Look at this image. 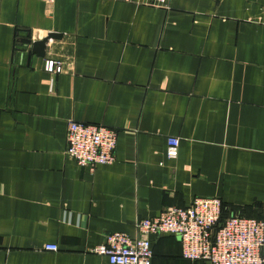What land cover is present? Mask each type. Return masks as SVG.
Returning a JSON list of instances; mask_svg holds the SVG:
<instances>
[{
	"label": "crops",
	"instance_id": "obj_1",
	"mask_svg": "<svg viewBox=\"0 0 264 264\" xmlns=\"http://www.w3.org/2000/svg\"><path fill=\"white\" fill-rule=\"evenodd\" d=\"M168 5L0 0V264H109L107 234L197 197L264 222V0ZM70 120L117 131L114 162L68 158ZM149 239L152 264H210Z\"/></svg>",
	"mask_w": 264,
	"mask_h": 264
},
{
	"label": "built area",
	"instance_id": "obj_2",
	"mask_svg": "<svg viewBox=\"0 0 264 264\" xmlns=\"http://www.w3.org/2000/svg\"><path fill=\"white\" fill-rule=\"evenodd\" d=\"M139 5L168 9L169 0H135ZM43 70L58 74L62 65L45 60ZM117 131L100 124L70 120L66 127L65 154L77 166L93 172L97 166L114 162ZM179 139L167 138L168 160L178 156ZM223 205L219 198L197 197L189 206L162 210L152 219H140L134 229L139 237L114 232L105 236L102 245L91 252L104 256L109 264H152L150 236L174 235L180 240L181 256L188 261L210 264H264V222L238 215L222 221ZM45 251L57 252L55 244Z\"/></svg>",
	"mask_w": 264,
	"mask_h": 264
},
{
	"label": "water",
	"instance_id": "obj_3",
	"mask_svg": "<svg viewBox=\"0 0 264 264\" xmlns=\"http://www.w3.org/2000/svg\"><path fill=\"white\" fill-rule=\"evenodd\" d=\"M60 36L56 33H49L47 37L41 41L31 42L30 40L21 41V44L29 45L31 47V53L38 57H44L46 44L49 40L58 39Z\"/></svg>",
	"mask_w": 264,
	"mask_h": 264
},
{
	"label": "trees",
	"instance_id": "obj_4",
	"mask_svg": "<svg viewBox=\"0 0 264 264\" xmlns=\"http://www.w3.org/2000/svg\"><path fill=\"white\" fill-rule=\"evenodd\" d=\"M223 205V204H222ZM231 215L229 212H227V210L225 209V207L223 206V215H222V219L221 221L226 217V216H229Z\"/></svg>",
	"mask_w": 264,
	"mask_h": 264
}]
</instances>
